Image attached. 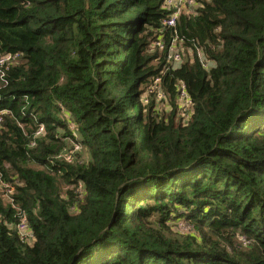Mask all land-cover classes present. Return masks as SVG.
<instances>
[{
    "label": "trees",
    "instance_id": "16d2710c",
    "mask_svg": "<svg viewBox=\"0 0 264 264\" xmlns=\"http://www.w3.org/2000/svg\"><path fill=\"white\" fill-rule=\"evenodd\" d=\"M164 1L0 0V57L18 53L0 67V180L35 236L0 193V264H264V0H196L174 26ZM68 136L88 160L58 157Z\"/></svg>",
    "mask_w": 264,
    "mask_h": 264
},
{
    "label": "built area",
    "instance_id": "2783aa9c",
    "mask_svg": "<svg viewBox=\"0 0 264 264\" xmlns=\"http://www.w3.org/2000/svg\"><path fill=\"white\" fill-rule=\"evenodd\" d=\"M196 5V0H165L163 5L161 6V8L163 10H171V14L166 18L165 20V25L167 26H174L177 23V19L178 17L185 13V14H189L192 12L193 7ZM195 12V9H194ZM176 41L173 42V44H171L170 48L167 51V61L169 63H171V66H174L176 63H178V61L181 58V53L178 51H175L173 48H176ZM159 45V47L163 48L164 44L162 42H158L157 43ZM18 55L17 54H6V55H2L0 57V67L2 66V64L6 61H9L13 58H16ZM181 55V56H180ZM200 57L203 59L202 55L200 54ZM205 67H207V64H205ZM161 83H162V79L161 76H157L153 79L151 88L153 89V92H156L158 96L161 98L165 97V93L162 91L161 88ZM178 98L176 99V105L178 107V114L179 116L183 119V121L188 122L194 114V103L190 97V95L187 93V88L186 85L184 83H180L178 86ZM166 102L167 98H166ZM60 106V115L61 117H63L64 119H66L68 121V127L69 129L73 132V135L75 137L78 136L77 134V127L76 125L70 121V114L69 111L61 104L58 103ZM4 112H6L4 110ZM1 115H0V122H1ZM70 121V122H69ZM45 132V126L43 123H39L36 131H35V136H42L43 133ZM71 139V143L70 144H66L65 147L63 148V150L61 151L60 155H58V157L66 160L67 162H74L75 159H77L79 162H82L83 160L81 159V156L78 154V152L82 151L84 149V145L72 138L71 136L68 137ZM34 141L32 142V145H34ZM11 183H7L5 181L0 180V188L3 190V196H5L6 199H9L12 206L15 208V216L17 218V223H16V227L21 235V237L23 239H27L30 242H33L35 239V236L33 234V231L30 227L29 224V219L27 216V213L25 210H23L20 206H18L17 204H15L13 202V199L11 197V193H13L15 191L14 187L10 185ZM75 189L77 190V192L80 194V197L83 196L84 194V184L82 181H80L78 183L77 186H75ZM184 229H190L191 225L189 223L186 222V224L183 227Z\"/></svg>",
    "mask_w": 264,
    "mask_h": 264
},
{
    "label": "rangeland",
    "instance_id": "374dc122",
    "mask_svg": "<svg viewBox=\"0 0 264 264\" xmlns=\"http://www.w3.org/2000/svg\"><path fill=\"white\" fill-rule=\"evenodd\" d=\"M194 7H196V5L194 6ZM154 49V48H153ZM175 51H178V52H180L181 53V58H180V60L178 61V63H180L182 60H184L185 58H183V53H184V50H185V48L183 47V46H181V45H176V48H173ZM178 63H176L175 65H177ZM153 89L154 88H151V86H150V89H149V91L147 92V95L148 94H150V93H153L154 94V92H153ZM158 107H159V109H161L162 111L161 112H163V111H168L169 113L171 112V106H170V104L168 103V102H166V101H164V102H162V103H160L159 105H158ZM63 118V117H62ZM180 118V117H179ZM64 119V118H63ZM185 122V121H184ZM68 137H70V136H68ZM68 143L67 144H70L72 141H71V139L70 138H68V141H67ZM78 154L81 156V159L80 160H83V159H85V160H88L89 159V155H88V151H87V149H86V147H84V149L82 150V151H80V152H78ZM3 192V190L0 188V193H2ZM186 222L187 221H184V220H180V221H176L175 220V218L173 219V220H171L169 223L171 224V226H175L177 229H179V230H181V231H188V229H184L183 227H184V225L186 224ZM191 225V224H190ZM191 228H192V226H191Z\"/></svg>",
    "mask_w": 264,
    "mask_h": 264
}]
</instances>
